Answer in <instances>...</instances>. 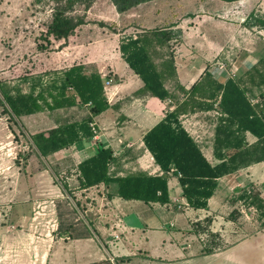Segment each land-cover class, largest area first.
Instances as JSON below:
<instances>
[{"label":"rangeland","instance_id":"1","mask_svg":"<svg viewBox=\"0 0 264 264\" xmlns=\"http://www.w3.org/2000/svg\"><path fill=\"white\" fill-rule=\"evenodd\" d=\"M88 4L85 0H0L1 102L3 87L12 93L16 89L27 93L34 87L37 93L52 83L59 85L63 70L79 58L100 63L103 75H107L104 65L118 56L120 42L141 30L151 31L154 26L179 27L171 30L174 36L169 48L173 52L184 29L204 39L212 52L206 68L215 76L223 71L236 80L246 68L264 58V28H246L242 24L244 16L251 12L264 20V0H153L151 7L124 13L121 20L125 18L126 24L119 26L110 0ZM168 10L172 11L175 24L168 25L170 21L163 18L153 20L162 11L170 15ZM60 13L73 21L82 18L84 24L73 37L53 41L52 36L45 37V31ZM262 92L263 88L252 87L248 98L264 112ZM88 113V106L79 105L15 117L5 103L0 104V264H91L103 260L112 264H222L214 259L193 260L192 254L184 255L182 261L157 260L137 249L126 255L124 249L136 244L122 233L118 234L121 242L116 246L117 235L105 230L117 219L118 214L112 211L115 206L111 210L101 199L105 196L102 188L84 191L79 187L76 167L82 158L80 152L68 148L45 158L31 141L33 134L79 122ZM205 117L197 116L196 129L213 132L215 119ZM246 140L254 141L250 136ZM261 175L260 179H264V171ZM245 188L256 192L251 185ZM239 194H230L223 207L215 204L207 215L209 224L205 220L198 226L193 224L202 233L201 256L207 255L206 248L219 253L263 226L258 214L239 202ZM111 243L113 252L109 249ZM261 251L243 250L245 264H261L264 248Z\"/></svg>","mask_w":264,"mask_h":264},{"label":"trees","instance_id":"2","mask_svg":"<svg viewBox=\"0 0 264 264\" xmlns=\"http://www.w3.org/2000/svg\"><path fill=\"white\" fill-rule=\"evenodd\" d=\"M85 1L88 5L93 2ZM110 1L118 14H124L153 0ZM224 1L231 3L242 0ZM82 24V18L73 21L60 13L53 17L45 31V37L52 36L53 41L66 40L73 37ZM242 24L246 28H264V20L252 12L244 16ZM172 36L174 35L170 30L152 29L135 39L123 40L119 45L122 59L143 82L142 92L158 100L172 98L165 87V82L175 76L173 54L169 48ZM203 80L186 93L190 99H201L192 101V104L181 103L179 108L167 114L143 137L144 146L159 166L161 175L139 172L116 177L110 173V165L115 161L113 152L98 145L93 154L76 167L79 187L87 189L99 184H115L117 196L124 200L163 205L169 203L167 179L170 173L177 177L187 205L193 209H206L218 179L264 162V112L248 98L252 87L263 88L264 95V58L240 78H229L223 85L214 81L208 72L204 73ZM103 83L98 73L85 75L83 68L75 65L62 74L59 85L52 83L37 93L34 87H30L27 93L19 89L12 93L3 87V102L0 101V104L5 103L15 117L70 109L79 105L89 107L90 116L87 119L59 125L50 129L47 135L36 133L31 136L35 149L42 157L47 158L92 137L93 131L89 126L92 117L108 108ZM189 106L191 112L216 110L219 114L214 144L215 156L221 162L215 166L207 162L195 141L178 122L179 109ZM246 133L256 138V141L248 145L245 141ZM237 199L244 207L253 208L264 225V199L258 193L243 190ZM205 221L210 223L207 218ZM198 225L199 223L196 226ZM211 250L206 248L205 253L212 254ZM91 264L112 263L103 260Z\"/></svg>","mask_w":264,"mask_h":264},{"label":"crops","instance_id":"3","mask_svg":"<svg viewBox=\"0 0 264 264\" xmlns=\"http://www.w3.org/2000/svg\"><path fill=\"white\" fill-rule=\"evenodd\" d=\"M148 3L140 4L132 10L139 12L138 10H143L148 6L151 7L152 1ZM168 11L170 15L162 11L153 20L163 18L162 20L164 21H170L168 25L175 24L176 21H172L174 16L172 15V11ZM116 15L118 16L117 25L126 24L125 18L123 21L121 20L124 14L116 12ZM175 28L179 27L172 26L167 30L173 31ZM152 29H157V27H151ZM145 32L141 30L137 35L125 37L124 40L128 38L135 39ZM205 44L204 39L195 37L185 29L183 30L181 42L175 46L176 52L170 49L173 52L175 76L165 82V87L172 94V98L165 100H158L151 97L150 94L142 92L143 82L124 62L119 52V47L118 56H115L104 65L106 66L107 75H103L105 73L103 72L104 70H101L102 65L100 63H95L96 61L89 63L85 57L83 59L79 58L75 64L68 65L69 67H66L63 70L64 72L75 65L81 67L85 65L90 70L85 71L87 69L82 67L83 74L98 73L104 83L106 80H110V84L106 88H104L103 83L108 108L101 114L92 117V122L89 124V126H94L95 133L92 132L91 138L82 140L69 147L80 152L82 158L77 165L90 157L98 145H102L113 152L115 161L110 165V173L116 177H123L139 172L150 175L158 173L161 175L162 172L159 166L156 165L153 157L144 146V135L162 121L167 114L174 112L177 107L179 108L181 103L189 102L192 104L201 99L198 97L190 99L186 93L192 86L204 81L205 70L214 81L221 85L227 79L232 78L225 75L223 71L217 77L212 74L211 70L206 68L207 58L212 52L209 51V48ZM66 55L69 56V54ZM69 59L70 57L66 58V60ZM254 65L253 63L251 66L253 67ZM251 68H246V70L248 71ZM250 102L252 103L251 100ZM200 115L207 116L205 118L208 120L213 121L215 119L216 123L213 132L196 129L194 122L197 116ZM89 116L90 112L88 113ZM218 117L219 114L216 110L191 112L190 106L184 109L180 108L177 117L181 127L195 141L202 155L211 166H215L221 162L215 156L214 144L215 127ZM44 134L47 135V133ZM248 136L252 137L254 141L247 143L246 137ZM245 141L249 145L254 143L256 138L246 133ZM65 150H61L55 154ZM55 154L50 156H54ZM263 166L264 162L256 163L218 179L213 195L207 201L206 209H193L189 207L186 199L182 196V188L177 177H174L170 173L167 179L169 203L163 205L159 203H144L138 200H124L117 196L115 184L108 186L99 184L82 190L100 187L104 190L106 196H103L101 199L105 200L108 208H111L112 205L115 206L111 210L116 215L118 214L117 219L110 222L109 226L105 227V230L110 231L109 235L112 233L117 235L116 240L118 242L115 243L116 246H119L121 242L118 236L121 233L129 242L131 240L132 243L136 244L135 246H131V248L126 247L124 249L126 255L131 250L137 249L146 253L147 257L162 261L177 260L173 258H179L178 260L182 261L185 258L183 257L184 255L190 256L192 254L193 260L195 258H203L204 260L214 259L222 264H245L244 256L246 253L242 252L243 250L252 249L262 252L261 250L264 248V225L258 227L253 234L237 240L234 245L227 246L225 250L219 253L214 254V252L201 256L203 246L199 238H201L202 233L197 232L196 226H193V224L205 220L207 215L211 214V211L213 212L215 204L223 207L224 201L227 202L231 198L230 194L241 193L247 188H245L246 185L248 187L251 185L253 191H256L264 199V179H260L261 173L264 171ZM97 198L100 199L99 196ZM253 211L255 210L253 209ZM210 230L212 231V225L210 226ZM116 240L112 241V243ZM194 240L198 242V245L194 244ZM82 242L87 243L88 241ZM112 243L110 244L111 247H109L111 252L115 249ZM187 261H192V259ZM261 264H264V256L261 259Z\"/></svg>","mask_w":264,"mask_h":264},{"label":"built area","instance_id":"4","mask_svg":"<svg viewBox=\"0 0 264 264\" xmlns=\"http://www.w3.org/2000/svg\"><path fill=\"white\" fill-rule=\"evenodd\" d=\"M109 84H110V80H106V81H105V83H104V88H106L107 86H109ZM90 127H91V129H92L93 133H95L94 126H93V125H91Z\"/></svg>","mask_w":264,"mask_h":264}]
</instances>
